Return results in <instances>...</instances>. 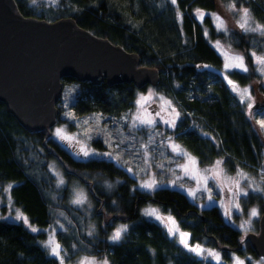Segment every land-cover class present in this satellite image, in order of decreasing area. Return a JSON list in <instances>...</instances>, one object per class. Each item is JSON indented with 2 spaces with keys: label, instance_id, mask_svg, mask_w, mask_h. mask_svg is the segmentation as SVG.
<instances>
[{
  "label": "trees",
  "instance_id": "16d2710c",
  "mask_svg": "<svg viewBox=\"0 0 264 264\" xmlns=\"http://www.w3.org/2000/svg\"><path fill=\"white\" fill-rule=\"evenodd\" d=\"M35 1L16 0L26 16L46 20L72 16L93 33L139 54L141 65L158 69L160 80L155 88L170 97L181 114L173 129L174 140L199 166L222 159L231 173L241 167L256 174L262 168L264 136L225 75L241 86H251L255 100L264 105L262 77L251 55L264 54V35L245 32L232 22L227 32L217 31L213 17L200 21L194 15L195 10L216 12L222 0H177L176 4L171 0ZM230 1L249 9L253 19L264 25V0ZM214 41L243 54L249 70L223 74V58ZM72 82L77 90L70 106L78 114L99 111L119 116L133 108L137 90L146 88L126 82L109 85L63 79V84ZM62 102L61 98L60 110ZM62 120L59 115L57 121ZM92 144L105 148L99 139ZM50 160L58 166L64 183L50 169ZM137 180L113 159L75 156L54 139L51 127L28 131L0 101V183L11 184L13 205L40 229L33 232L23 221L0 218V264H60L44 245L46 228L57 222L58 211L74 224V236L67 230L56 231L63 257L74 255L71 249L76 242L89 254L106 256L111 264H217L189 251L160 220L144 215L143 207L149 204L173 217L179 229L190 234V245L217 248L220 264H232L235 255L257 257L249 239L241 244V231L225 220L219 205L199 207L175 186L159 185L149 191L141 189ZM74 181L86 188L92 203L93 234H87L84 226L80 232L86 216L84 209L69 201ZM253 203L263 208L262 196L251 193L241 202L244 210ZM119 222L127 224V231L119 241H110L109 232ZM245 264L253 263L246 259Z\"/></svg>",
  "mask_w": 264,
  "mask_h": 264
},
{
  "label": "water",
  "instance_id": "95a60500",
  "mask_svg": "<svg viewBox=\"0 0 264 264\" xmlns=\"http://www.w3.org/2000/svg\"><path fill=\"white\" fill-rule=\"evenodd\" d=\"M68 77L137 88L157 86L160 80L157 68L140 64L139 54L93 33L74 17L26 16L16 0H0V101L25 129L40 132L57 123ZM245 238L264 258V203L258 231Z\"/></svg>",
  "mask_w": 264,
  "mask_h": 264
},
{
  "label": "rangeland",
  "instance_id": "374dc122",
  "mask_svg": "<svg viewBox=\"0 0 264 264\" xmlns=\"http://www.w3.org/2000/svg\"><path fill=\"white\" fill-rule=\"evenodd\" d=\"M36 3V1H35ZM230 0H222L219 3V7L216 13L218 14L225 22L226 26L232 22L236 23L239 27V22H241L242 12L239 10L245 8V7H237V11H230L229 10V4H231ZM196 12V10H195ZM212 13V12H210ZM251 16V14H250ZM216 24V22H215ZM257 25H260L258 22H256L253 17L251 16L250 26L256 27ZM240 28V27H239ZM264 35V33H262ZM217 41L212 42L213 45L216 44ZM220 42V41H219ZM220 45L223 49V51H226L229 56L232 55H241L243 54L239 52L233 51L231 48H229L226 44L220 42ZM218 52L221 54V51L218 50ZM256 54V53H255ZM257 56H264V54H256ZM222 56V54H221ZM223 66L220 70L223 74L225 73L224 70V64L228 62L223 56ZM245 63V60H244ZM259 65L257 64V68L259 70ZM260 72V71H259ZM261 74L262 80L261 84L264 86V74ZM237 84V83H236ZM239 85V84H238ZM241 88H246L249 86H241ZM151 89L155 93L159 94L160 96L165 97L167 100L172 101V107L175 108L177 112L180 113V111L177 109L176 104L174 101L170 98L158 91L155 86L148 85L145 89H139L136 92L135 101L137 99L138 94H147L148 90ZM77 90V84L76 83H68L63 84V93H62V100L61 103V110L60 114L62 117V121L58 122L52 126V136L54 139L64 146L68 151L72 152L75 156H77L74 153V150L70 148L66 142L61 141L59 138H57L54 135L55 129L64 127L67 129L68 133H81L79 136V139L82 144H86L89 150H95L98 153H105V152H112L114 156L119 155L121 157L120 161H116L117 163L123 165L126 169L131 168L132 171L129 172L131 175L137 177V185L143 184L148 181L155 180L158 185L162 186H175L185 193L188 194L190 199L196 203L199 207H208L212 204H216L220 206V209L222 213H224L225 208L230 206V201L233 199L232 193H229L227 190V185L230 184V181L224 180L222 178L221 183H224L226 186L221 189L216 186V183L212 180L208 181L207 189L208 190H202V191H196L195 197L191 196L187 190H196L197 188V182L195 180L190 179L189 177L185 176L183 171L181 170L178 165H182L187 163V158L177 155L176 152H173L170 147V142L175 143L179 145L174 140V128H170L166 124H161L157 122V125L155 128H133L131 127L132 117L136 112V105L134 104L133 108L123 112L119 116H113L111 114L95 111V112H89L85 114H78L75 112L72 107L70 106V101L73 99V96L75 95ZM238 95V94H237ZM254 104L257 103V107H252L249 109L248 103L249 101H245L247 110L250 115L252 116L255 124L256 130L261 133V135L264 136V128H261L258 121L264 120V105L262 106L260 102L255 100V97L251 94ZM160 104L159 99H156L153 101L151 105L150 110L157 109V106ZM72 112L75 114V121L72 119H69L65 113ZM169 112H171V108H169ZM165 118H170L167 116V114H164ZM127 116V120L121 119L122 117ZM181 116V114H180ZM99 117L100 119H97ZM111 118V119H110ZM180 118V117H179ZM88 120V123L85 125L83 123L84 120ZM58 120V119H57ZM179 119H177L178 121ZM176 121V123H177ZM89 133L92 136V139H87L83 133ZM99 139L102 141V143L105 145V148H99L96 147V145L92 144V140ZM123 141V143H121ZM120 145L117 147V145ZM142 146H147L146 150ZM184 149V148H183ZM187 153H189L187 151ZM190 154V153H189ZM193 156L192 154H190ZM99 156V155H97ZM80 157V156H78ZM101 157V156H100ZM105 157V156H103ZM194 157V156H193ZM108 158V157H107ZM222 160V159H219ZM217 161V160H216ZM49 167L50 169L57 174V178L59 181L64 180L61 172L58 170V166L54 165V163L50 160L49 161ZM214 164V163H213ZM199 166L200 169H204L206 167L213 166ZM162 165V167H161ZM222 168L224 169L226 175L228 177H236V173L238 170H242L244 173H246L249 177L247 180H241L240 181V187L242 189H245L248 191L249 196L251 193L259 194L262 196L264 201V192L262 191H254L253 189L259 188L264 189V163L262 168L256 173H252L249 171H246L245 169L238 167L234 172H228L224 166L222 165ZM58 180L56 183H58ZM173 182H175V185H173ZM11 184L9 183H0V218H7L10 220H17L15 219L17 210L22 212L19 208L15 207L12 203V200L9 195V188ZM201 187H203L201 185ZM83 193L87 199L84 204H76L79 205L82 209H84L85 216H86V224L81 223L80 225V232H84L83 226L87 231V234L94 233L93 221L89 220L91 219L92 214V206L90 204V200L88 199V193L86 188L80 183V182H72L71 189L69 191V201L74 203L73 201L77 198L78 193ZM209 195L211 196V200L208 199ZM247 196H240L239 197V204L241 206L242 211L237 212L235 208H232V215H231V221L224 218L226 221L230 222L234 227H237L240 223H242L245 220L249 219V210L252 208H257L260 212L259 216L251 218L252 224H251V231L257 232L259 229V218L262 213L261 204L253 203L251 204L247 210H244L243 205L241 202L247 198ZM222 202V203H221ZM75 204V203H74ZM3 206H5V209H3ZM147 208H155L158 209L159 214L162 216H170L167 214H163L160 209L153 204L146 205L143 207V212ZM57 222L53 223L50 227L46 228L47 235L44 240V245H46V242L49 240V238H53L56 242L59 243L56 231L58 229L67 230L68 234L72 235L71 232H73L72 226L74 225L71 223L70 217L66 215V213L62 211H58L57 213ZM153 218V217H152ZM22 221V220H20ZM24 222V221H23ZM166 227H168L163 221H161ZM72 225V226H71ZM122 225H127L125 222H119L117 223L109 232L108 239L110 240L111 235L114 233V231L121 227ZM92 228V229H91ZM238 228V227H237ZM239 229V228H238ZM180 230V229H179ZM241 231V235H243V231ZM76 230L74 229V232ZM181 231V230H180ZM249 231V232H251ZM80 232H77L75 236L78 238ZM183 232V231H182ZM123 235V234H122ZM74 236V235H72ZM178 236V235H177ZM179 239V236H178ZM180 240V239H179ZM111 241V240H110ZM60 244V243H59ZM200 245L202 248L210 249L215 252L218 251L217 248L203 245V244H196ZM46 247V246H45ZM47 250L50 253V248L46 247ZM188 249V248H187ZM71 251L73 252V256L70 255V257H63V264H78L79 261H81L83 258L88 257L89 259L95 258L97 261V264H100L103 260L107 259L106 256H97L92 255L87 252V249L83 247L81 244L74 242V245L72 246ZM75 252V253H74ZM198 255V254H197ZM63 256V255H62ZM199 257H203L212 261H215L211 256H208L207 253L204 255H198ZM233 257H239L242 260H246L249 257L251 258V261L253 264H260V261L262 260V257H253L252 255L249 256H233ZM108 260V259H107ZM109 264H111L109 262ZM232 264H234V259L232 261Z\"/></svg>",
  "mask_w": 264,
  "mask_h": 264
},
{
  "label": "snow or ice",
  "instance_id": "6c2138e0",
  "mask_svg": "<svg viewBox=\"0 0 264 264\" xmlns=\"http://www.w3.org/2000/svg\"><path fill=\"white\" fill-rule=\"evenodd\" d=\"M35 2V0H33ZM173 4L177 3V0H171ZM229 10L230 11H237L235 3L229 4ZM242 12L241 22H239V27L244 30L245 32H261L264 33V25H257L256 27L250 26L251 16L249 9L243 8L239 10ZM196 18L200 21H203L205 16H211L213 17L214 21L216 22V29L217 31H224L227 32V26L224 22V20L216 13H210L205 12L203 10H196L194 13ZM205 36H207V32H205ZM214 47L221 51L222 56L228 61L224 64V70L225 73L227 72H235V71H241V72H247L249 69L244 63V57L241 55H232L229 56V54L226 51H223L220 42L217 41ZM252 57L254 58V63L258 64L259 71L264 74V56H257L255 53H251ZM197 67H209L208 65H198ZM226 83L231 87V90L238 94L240 101L243 103L245 101H249L248 107L251 109L253 107L254 101L251 96V90L250 87L241 88L238 84H236L234 81L227 79V76L225 75ZM159 99L160 104L157 106V109L150 110L151 105L154 100ZM136 105V112L132 117L131 127L133 128H155L157 125V122L161 124H166L170 128L176 127V121L180 117V113L175 110L174 107H172V101L167 100L165 97L160 96L159 94L155 93L153 90L149 89L147 94H138L136 101L134 102ZM169 108H171V112H169ZM169 116L170 118L166 119L165 115ZM251 114V113H249ZM65 115L69 118L75 121V114L72 112L65 113ZM97 119H100L97 117ZM111 119V118H110ZM121 119L127 120L128 117H122ZM83 123L86 125L88 123V120H84ZM261 128H264V120L258 121ZM54 135L59 138L61 141L66 142L67 145L74 150V153L77 156L82 157H93V156H105L109 159H114L116 161H120L121 157L119 155L114 156L112 152H105V153H98L95 150H89L86 144H82L79 136L81 133H68L67 129L64 127L55 129ZM87 137V139H92V136L85 132L83 133ZM123 143V141H121ZM120 145L118 144L117 147ZM145 150L147 146H142ZM170 147L173 152H176L177 155L186 157L187 163L178 165V167L181 168L184 175L189 177L192 180H195L197 182V188L196 190H187L189 194L193 197L196 195V191H202V190H208L207 184L209 180H212L216 183V186L218 188L223 189L226 185L224 183H221L222 178L224 180L230 181V184L227 185V190L229 193H232L233 199L230 201V206L225 208L224 216L226 219L231 221V215H232V208H235L237 212L242 211L241 206L238 202L240 196H247L248 191L245 189H242L240 187V181L241 180H247L249 179L248 175L244 173L242 170H238L236 173V177H228L222 168L223 161L217 160L214 162L213 166L206 167L204 169H200L198 167L199 161L191 156L185 149H183L180 145H177L175 143L170 142ZM162 167V165H161ZM127 171L131 172L132 169L129 168ZM60 183H64L63 180L60 181ZM173 185H175V182H173ZM201 185L203 187H201ZM159 185L155 180L145 182L143 184H140L139 187L144 190L149 191H155L156 188ZM110 187V185H109ZM254 191H262L264 192V189L255 188ZM87 197L81 192L77 194V198L73 201L75 204H84ZM209 200H211V196L208 197ZM222 203V202H221ZM144 215L153 217L156 220L163 221L168 226V231L171 235L179 236L180 242L188 248L189 251H192L198 255H204L207 253L208 256H211L215 261H217V264H220L221 257L218 252H215L210 249L202 248L200 245H190V234L186 232H182L179 230V226L175 219L171 216H162L159 214L158 209L155 208H147L144 210ZM260 212L257 208H252L249 210V219L243 221L237 227L243 231V235L241 236V244L244 242V238L246 237L247 233L251 231V224L252 220L251 218L259 216ZM15 219L24 221L25 224H27L31 231L37 232L40 231V229H37L33 227L29 221L28 218L20 211L17 210ZM127 225H122L121 227L117 228L114 233L111 235L110 240L113 242H117L122 238V234L127 231ZM91 234V233H90ZM46 247L50 248V254L57 257L60 260V264H63V256L61 255L62 249L61 245L56 242L53 238H49V240L46 242ZM234 264H245V260L240 259L239 257H233ZM251 260V258H248ZM78 264H97V261L95 258L89 259L88 257L83 258L81 261L78 262ZM100 264H109V261L107 259L100 262ZM260 264H264V258L260 261Z\"/></svg>",
  "mask_w": 264,
  "mask_h": 264
}]
</instances>
